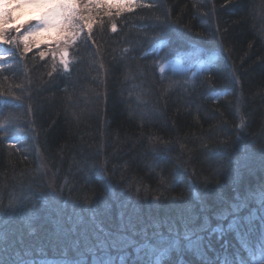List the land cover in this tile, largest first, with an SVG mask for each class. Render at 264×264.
<instances>
[{
    "label": "trees",
    "instance_id": "16d2710c",
    "mask_svg": "<svg viewBox=\"0 0 264 264\" xmlns=\"http://www.w3.org/2000/svg\"><path fill=\"white\" fill-rule=\"evenodd\" d=\"M136 3L0 41V264H264V0Z\"/></svg>",
    "mask_w": 264,
    "mask_h": 264
},
{
    "label": "snow or ice",
    "instance_id": "6c2138e0",
    "mask_svg": "<svg viewBox=\"0 0 264 264\" xmlns=\"http://www.w3.org/2000/svg\"><path fill=\"white\" fill-rule=\"evenodd\" d=\"M31 5L36 8L42 9L40 14L35 17L36 26L28 27L24 33L18 37L17 42L22 43L24 50L28 51L31 45L43 44H56V49H49L53 55L59 52L60 63L63 68L69 70V45L74 44L81 35L82 25H87L92 30V16L82 15L81 12H90L98 9H117V15L125 7L132 8L134 6H147L152 5H137L136 0H126V3H110L109 0H23V7ZM22 18V14L19 19ZM80 21H84L83 24ZM8 22L0 29V41L9 43L6 35L9 31L15 30L19 32L25 28V23L13 24L11 28L6 27ZM113 31L116 26L113 25ZM46 36V38H45ZM41 56L45 53L41 52Z\"/></svg>",
    "mask_w": 264,
    "mask_h": 264
},
{
    "label": "rangeland",
    "instance_id": "374dc122",
    "mask_svg": "<svg viewBox=\"0 0 264 264\" xmlns=\"http://www.w3.org/2000/svg\"><path fill=\"white\" fill-rule=\"evenodd\" d=\"M109 2L126 3V0H109ZM4 10L9 11L8 18L5 17L6 15H1V13H3L2 11ZM41 11L42 9L36 8L31 5H26L25 7H23V0H0V24L4 25L6 22H8V24L12 26L13 24L25 23L28 20H33L32 22L34 23H31L30 26L35 27L37 23L35 17L38 16ZM21 14L22 18L19 19ZM1 18H3L4 20H1ZM41 45H43V43H41Z\"/></svg>",
    "mask_w": 264,
    "mask_h": 264
},
{
    "label": "clouds",
    "instance_id": "9594fccd",
    "mask_svg": "<svg viewBox=\"0 0 264 264\" xmlns=\"http://www.w3.org/2000/svg\"><path fill=\"white\" fill-rule=\"evenodd\" d=\"M33 203H35V201H33Z\"/></svg>",
    "mask_w": 264,
    "mask_h": 264
}]
</instances>
